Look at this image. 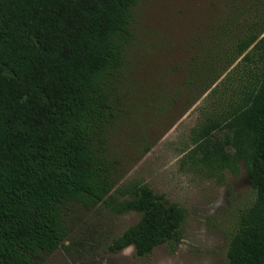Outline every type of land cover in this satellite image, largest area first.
<instances>
[{
    "label": "rangeland",
    "instance_id": "rangeland-1",
    "mask_svg": "<svg viewBox=\"0 0 264 264\" xmlns=\"http://www.w3.org/2000/svg\"><path fill=\"white\" fill-rule=\"evenodd\" d=\"M260 26L264 0L131 6L116 38L120 58L101 78L110 110L94 139L112 188L106 202H67V235L36 264L228 263L230 239L255 193L242 160L224 167L214 158L218 147L234 156L233 131L222 117L264 65L252 50L245 60L241 46ZM215 119L219 124L204 132ZM138 185L185 210L180 239L145 254L122 240L141 213L115 208Z\"/></svg>",
    "mask_w": 264,
    "mask_h": 264
},
{
    "label": "trees",
    "instance_id": "trees-1",
    "mask_svg": "<svg viewBox=\"0 0 264 264\" xmlns=\"http://www.w3.org/2000/svg\"><path fill=\"white\" fill-rule=\"evenodd\" d=\"M137 1L0 0V264H36L57 249L67 235V202L107 201L113 183L94 147L110 110L101 78L120 58L116 38ZM257 30L241 41L245 60L253 51L264 61V27ZM222 120L235 151L230 157L218 147L214 161L235 167L242 160L255 193L227 264H264V65ZM218 124L211 120L204 132ZM131 193L115 207L141 213L125 244L145 254L180 239L182 207L147 185Z\"/></svg>",
    "mask_w": 264,
    "mask_h": 264
}]
</instances>
